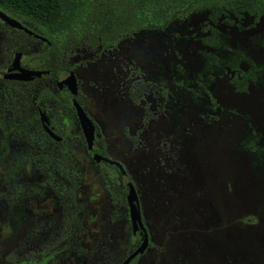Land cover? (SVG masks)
<instances>
[{"label": "rangeland", "instance_id": "obj_1", "mask_svg": "<svg viewBox=\"0 0 264 264\" xmlns=\"http://www.w3.org/2000/svg\"><path fill=\"white\" fill-rule=\"evenodd\" d=\"M211 17L200 11L184 20L173 18L165 28L141 25L134 32L125 22L113 23L123 30L119 44L100 56L88 54L87 65L75 70L77 100L99 126L97 147L122 163L137 190L152 245L133 264H264V164L238 145L246 122L255 125L264 143V13L257 21L246 12ZM206 24L248 52L261 68L257 81L239 93L227 77L217 78L213 93L221 110L208 125L190 123L183 111L187 96L184 105L177 101L171 112H160L148 95L153 115L143 125L144 101L135 105L129 97L132 63L151 73L156 58L177 59L174 51L190 61V48H204L200 38ZM72 152L82 173L78 197L87 201L83 244L91 247L95 238H108L104 252L114 254L111 264L119 263L126 247L138 245L139 235L129 233L125 218L109 223L110 196L99 173L121 181L113 169H101L84 146ZM26 170L33 184L40 180L38 172ZM34 197L11 209L0 199V264L33 216L58 224L59 207L51 192ZM102 256H73L60 264H94Z\"/></svg>", "mask_w": 264, "mask_h": 264}, {"label": "trees", "instance_id": "obj_2", "mask_svg": "<svg viewBox=\"0 0 264 264\" xmlns=\"http://www.w3.org/2000/svg\"><path fill=\"white\" fill-rule=\"evenodd\" d=\"M0 11L49 41L53 80L68 74L78 62L85 65L88 54L99 56L103 50L116 47L123 31L121 26L114 25L117 22L127 23L132 32L141 25L142 29L165 28V23L173 18L184 20L200 11H209L212 21L219 14L239 16L242 12L257 21L264 13V0H0ZM203 30L206 34L200 41L204 48H190L193 54L190 61H183L174 51L177 59L156 58L151 73L132 63L130 70L134 77L130 76L129 97L136 105L144 101L143 125L153 115L148 95L156 100V110L160 112H171L174 103L184 105L187 101L183 111L190 123L208 125L218 119L221 110L213 93L217 78L227 77L234 91L239 93L247 92L249 83L257 81L261 68L241 45L229 43L228 35L214 26L206 24ZM45 44L42 42L41 46ZM242 63L248 66L243 68ZM184 96H187L186 101H182ZM69 97L67 91L65 95H51L50 123L54 133L62 137L59 141L41 128V134L30 137L28 131L36 128L38 123L35 122L5 120L1 123L5 151L0 160V199L11 209L49 191L59 207L56 226L39 215L33 216L17 245L5 254L3 264H60L73 256L93 259L98 254L103 255L102 259L94 264L112 262L114 254L104 252L108 238H95L91 247L83 244L87 201L78 197L82 173L72 151L86 144L81 130H74L75 110L66 102ZM243 131L245 135L239 148L264 164L261 132L251 122L245 123ZM95 151L105 155L102 146ZM98 166L113 169L122 181V174L115 165L101 161ZM27 167L38 172L40 180L34 184L29 181ZM99 174L111 204H116V209L110 212V221L128 218L123 210L127 206V187L124 184L123 188L119 187L108 172L101 170ZM125 250L126 255L130 253L128 248Z\"/></svg>", "mask_w": 264, "mask_h": 264}, {"label": "flooded vegetation", "instance_id": "obj_3", "mask_svg": "<svg viewBox=\"0 0 264 264\" xmlns=\"http://www.w3.org/2000/svg\"><path fill=\"white\" fill-rule=\"evenodd\" d=\"M20 24L23 27H25L26 29H28L30 31V33L26 32L22 29L16 28V27H11L8 24H6L2 19H0V160H1L2 153L5 151L4 142L1 138L2 132H3V127L1 124L2 121H5V120H13V121L23 120V121L38 123L36 125L35 129L33 127H31L29 129L28 133H29L30 137L41 134L40 128L45 131L43 123H46V122L49 123V126H51L52 130H53V126L50 123L51 122V95L52 94H58V93L59 94L62 93L65 95L66 91L70 94V91L67 87V83H63L59 87L57 85V80L59 78L64 79V78L68 77L71 72H73L77 78V86H78L79 85V79L75 73V70H77L81 66H86L88 63V61H86V64L83 65V64L78 62V64L75 66V68H73L72 71H69L68 74H62L59 77H57L56 79L52 80L51 76H50V74H51V72H50V65H51L50 52H49L48 47H47L49 44V41L45 37H42L39 34H36L30 28L23 25L22 23H20ZM42 42L46 43L45 44L46 47H45V45L43 47L41 46ZM41 49H43V50L41 51ZM17 53L19 54V65H20V67H22L23 69L31 70V71H43V73H41V75H39V76H36V75L32 76V78L30 80H20V79H17L15 77H12L11 75L17 73L16 70H10L11 63L14 59V56ZM101 53H100V55H101ZM78 94H79V89L77 91V95ZM77 95L73 96L70 94L69 99L66 98V102H69L73 106L74 110H75L74 99H76V102L79 103L77 100ZM139 105H141V102ZM74 119L77 123L78 118L76 115V110H75ZM90 119L94 123L95 129H97V131L99 133L100 131H99L98 124L91 117H90ZM78 124H79V122H78ZM79 129L81 130L80 125H79ZM61 139H62V137H61ZM57 141H59V140H57ZM97 145H98L97 141H95V138H94V141H93V150L94 151L96 148H98ZM6 147H8V144ZM85 149L87 152V147H85ZM95 152H97V151H95ZM104 152H105V150H104ZM87 154H88V152H87ZM105 156H107L106 153H105ZM109 158H111V157H109ZM111 159H113V158H111ZM116 161H118V160H116ZM118 162H120V161H118ZM110 165H113V164H110ZM0 168H2L1 162H0ZM125 171H126V169H125ZM121 174H122L123 179H122V181L120 180L121 183L118 185H119V187L123 188L122 185L124 184L126 186V180L130 179V178L127 175V171L124 174L123 173H121ZM118 178H119V176H118ZM126 194H127V190H126ZM138 200H139V197H138ZM109 202H110V204H109L110 209L108 212L109 223L115 224V223H118L121 219L125 218L127 221V224H128L129 233L131 231L132 235H134V236L139 235L138 245L133 249H129L130 253H131L134 249H136L140 245V243L143 239V232L140 229L136 230V232H133L132 225H131L130 218H129L128 206L123 207V210H124V212L127 213L128 218H126V217H123L121 219L116 218L114 221H110V219H111L110 218V212L116 209V204H111V198H110ZM126 205H127V201H126ZM139 205H140V203H139ZM140 209H141V206H140ZM141 215H142V213H141ZM142 220H143L144 226H145L147 234H148V247L142 254H138L137 256H135L130 261L129 264L135 263V261L138 260L140 258V256L143 255L152 245V243L150 241V234L148 231V227H147V224L145 223V221L143 219V215H142ZM126 249H127V247H126ZM130 253H128L125 256V258Z\"/></svg>", "mask_w": 264, "mask_h": 264}, {"label": "water", "instance_id": "obj_4", "mask_svg": "<svg viewBox=\"0 0 264 264\" xmlns=\"http://www.w3.org/2000/svg\"><path fill=\"white\" fill-rule=\"evenodd\" d=\"M0 19H2L6 24H8L11 27H16L19 29H22L26 32L30 31L23 27L17 20L9 17L2 11H0ZM10 70H16L17 73L11 75L12 77H15L20 80H30L32 76L36 75L39 76L43 71H31L27 69H23L19 65V54L17 53L14 56V59L11 63V68ZM63 83H67V87L70 91V94L75 96L78 91V86H77V78L73 72L69 74L68 77L61 79L59 78L57 80V85L60 87ZM75 103V110H76V115L78 118V122L82 131V134L85 139L86 147H87V152L90 156V158L95 161L96 163H99L101 161L106 162L107 164H113L115 165L118 170L121 173H125V169L123 165L114 160L109 158L108 156L102 155L98 152H95L93 150V141H94V131H95V125L90 119V117L87 115L85 112L84 108L76 102V99H74ZM44 129L49 134L53 139L55 140H60L61 137L54 133L52 130V127L49 126V123H43ZM126 186H127V194H126V201H127V206H128V212H129V218L130 222L132 225V230L133 232H136V230L140 229L143 232V239L140 243V245L134 249L123 261H121L119 264H129L130 261L137 256L138 254H142L148 247V234L146 231V228L144 226L143 220H142V215H141V209L139 205V200H138V194L137 190L133 184V182L130 179L126 180Z\"/></svg>", "mask_w": 264, "mask_h": 264}]
</instances>
